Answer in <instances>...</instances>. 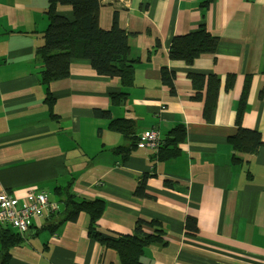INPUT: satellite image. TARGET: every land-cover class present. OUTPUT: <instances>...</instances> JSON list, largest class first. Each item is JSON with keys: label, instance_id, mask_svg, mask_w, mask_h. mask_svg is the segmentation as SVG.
Listing matches in <instances>:
<instances>
[{"label": "crops", "instance_id": "obj_1", "mask_svg": "<svg viewBox=\"0 0 264 264\" xmlns=\"http://www.w3.org/2000/svg\"><path fill=\"white\" fill-rule=\"evenodd\" d=\"M205 1L99 0L100 27L110 30L116 21L130 35L134 86L121 89L118 79L73 62L69 78L50 86L51 111L36 57L48 0H0V193L19 201L29 191L44 193L59 206L52 216L32 218L24 234L0 224V233L21 237L10 264H120L114 251L89 238L85 213L63 221L68 192L105 202L97 223L102 234L132 235L138 220L153 223L144 228L148 234L161 230L166 245L146 247L142 264H264V145L247 156L228 143L247 83L243 127L264 142V0H213L203 11ZM56 12L74 20L70 7ZM202 22L219 39L215 59L192 66L171 60L173 39ZM162 68L175 73V95L161 80ZM190 75L221 80L210 120L194 99ZM229 76L234 86L226 91ZM110 93L127 99L113 105ZM96 110L123 120L130 137L111 131ZM180 125L186 141L177 157L160 161L157 149L131 147L145 131L157 130L162 141ZM235 154L240 165L232 163ZM144 174L150 197L138 199L134 191ZM188 219L195 233L186 229Z\"/></svg>", "mask_w": 264, "mask_h": 264}, {"label": "trees", "instance_id": "obj_2", "mask_svg": "<svg viewBox=\"0 0 264 264\" xmlns=\"http://www.w3.org/2000/svg\"><path fill=\"white\" fill-rule=\"evenodd\" d=\"M213 0H206L202 3L203 11L207 10ZM59 6L70 7L73 10L74 20L69 21L57 15L56 9ZM99 0H48V7L45 12L48 20V27L42 34L43 43L36 50V57L40 63L39 72L41 85L46 88L45 104L52 111L54 97L50 86L54 82L68 79L70 66L73 62H86L97 75L118 79L121 89H129L134 86V61L130 60L129 37L130 35L120 29L116 24L110 30H104L99 25L100 13ZM204 17V16H203ZM219 45V39L211 35L202 22L198 29L186 35L177 36L173 39L169 57L173 61H182L187 66H192L197 59L211 57L215 54ZM194 89L196 90L195 100L204 103L203 117L210 120L213 111L217 107L221 80L216 76L190 75ZM161 80L170 88L171 95L176 94L174 80L175 73L162 68ZM234 86V76H229L225 82V90L230 91ZM249 83L244 86L240 97L235 125L236 134L228 139V143L236 153H243L247 156L254 155L264 145L261 133L247 130L243 127V118L246 112ZM203 92L205 94H203ZM264 92L261 91L262 98ZM109 97L113 105H122L126 99V93H110ZM96 117L110 120L109 129L114 132L131 135L123 120H111L110 112L96 110ZM137 140L132 138V148L137 145ZM186 141V129L184 126H177L170 131L158 147L160 161H167L179 156L182 153L180 145ZM121 153H123L121 151ZM243 161L232 157L234 165H240ZM148 175L144 174L138 181L134 191V197L147 199ZM60 195V193H58ZM66 216L64 222H75L81 213L89 217L88 236L97 242L104 249L116 253L120 264H142L141 256L144 249L151 245H162L166 243L163 239V232L157 230L152 234L145 232L144 228L153 223L147 224L138 220L135 224L132 235L109 236L98 231L97 223L101 219L106 204L101 199L91 201L76 199L71 192H68L66 201ZM186 229L195 233V222L187 220ZM21 243V237L11 234L8 231L0 233V264H10V249Z\"/></svg>", "mask_w": 264, "mask_h": 264}, {"label": "built area", "instance_id": "obj_3", "mask_svg": "<svg viewBox=\"0 0 264 264\" xmlns=\"http://www.w3.org/2000/svg\"><path fill=\"white\" fill-rule=\"evenodd\" d=\"M161 144L159 132L149 130L138 136L137 146L156 150ZM76 194V192H73ZM59 211L57 203L49 200L44 193H29L24 201H19L12 195L0 193V224H6L24 234L29 229L30 220L34 217H49Z\"/></svg>", "mask_w": 264, "mask_h": 264}, {"label": "rangeland", "instance_id": "obj_4", "mask_svg": "<svg viewBox=\"0 0 264 264\" xmlns=\"http://www.w3.org/2000/svg\"><path fill=\"white\" fill-rule=\"evenodd\" d=\"M137 147H138V146H137ZM2 193H4V192H2ZM29 193H33V192H32V191H29L28 194H29ZM7 194H8V193H7ZM71 194H73L74 196L77 195V194H74L73 192H71ZM9 195H10V194H9ZM13 197H14V196H13ZM27 197H28V195H27Z\"/></svg>", "mask_w": 264, "mask_h": 264}]
</instances>
